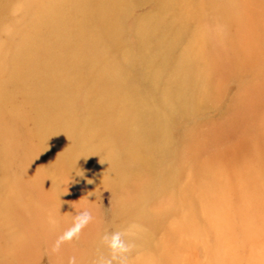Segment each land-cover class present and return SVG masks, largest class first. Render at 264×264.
I'll list each match as a JSON object with an SVG mask.
<instances>
[{
    "label": "rangeland",
    "instance_id": "1",
    "mask_svg": "<svg viewBox=\"0 0 264 264\" xmlns=\"http://www.w3.org/2000/svg\"><path fill=\"white\" fill-rule=\"evenodd\" d=\"M104 1L0 0V264H264V0Z\"/></svg>",
    "mask_w": 264,
    "mask_h": 264
},
{
    "label": "bare ground",
    "instance_id": "2",
    "mask_svg": "<svg viewBox=\"0 0 264 264\" xmlns=\"http://www.w3.org/2000/svg\"><path fill=\"white\" fill-rule=\"evenodd\" d=\"M101 0H98V4H99V10L102 12V16H103V14L105 15V10H104V8L103 7H105L106 8V10H107V7L109 6L108 4H110V3H108V1H104V0H102L101 2H100ZM108 3L107 5L105 4V3ZM116 2V1H115ZM102 7V8H101ZM74 9L76 10V12L77 13H79V15L80 14H82V20L81 21H77L78 23H76V26H77V31L78 32H80V33H84L85 32V30L86 29H90L91 28V23L89 22L90 21V19L88 18L87 19V17H85V15H86V11L84 10V6L83 5H77L76 7H74ZM72 10H73V8H72ZM35 11H37V10H35ZM45 11V10H44ZM74 11V10H73ZM116 11H117V14L115 15L117 18H119V19H117V24H116V26H119V25H122L123 24V22L122 21H120V15H119V13H121L120 11H119V9L116 7ZM75 11H74V13H75V15H77V13H76ZM54 13V12H53ZM84 13H85V15H84ZM36 14H38L37 16H39L40 18H42L43 17V15L42 14H45L44 12H42L41 11V13H40V11H38V12H36ZM74 15V14H73ZM74 15V17L77 19V17ZM78 16V15H77ZM99 19H102L103 21H102V23H101V26L103 27V28H105L107 25H108V22H110L111 23V21H109V20H107V19H105V16H104V18H99ZM120 21V22H119ZM141 22V21H140ZM140 22H138L136 25H134V27H133V30H134V32H135V34H137V35H139V34H141V32L143 31V28H141L142 26H144L143 25V23L142 24H140ZM96 25V24H95ZM106 25V26H105ZM96 28H99L98 27V25L96 26ZM79 36V37H78ZM83 36V35H82ZM78 38V40L81 38V35L80 34H77V35H74V37H73V40L75 41L76 39ZM102 39V38H101ZM116 40V39H115ZM83 41V40H82ZM111 41H113V40H111ZM50 51V50H49ZM45 51H43V53H44ZM47 54V53H46ZM22 55V54H21ZM35 55H32V57L31 58H33V59H35V57H34ZM15 58V57H14ZM23 58V57H22ZM122 59H123V61H131V62H133V61H141L142 60V62L144 63V64H148V62H146L145 60H144V58H142V59H140V58H136V57H134V55H131V57H126V56H124V57H121ZM109 63H110V61H109ZM109 63H107V65H109ZM146 64V65H147ZM11 72V71H10ZM15 71H13V73H12V76L13 77H11L12 78V81L13 80H16V77H17V75L15 74V73H18V72H15ZM20 72V71H19ZM34 72V71H33ZM33 72L32 71H25V73H29L30 75H32L33 74ZM123 72H124V74L126 75L127 74V72L123 69ZM21 73V72H20ZM105 79L107 80V78L105 77ZM128 80V79H127ZM16 82H17V80H16ZM127 84V81H124V82H121V84L120 83H118V85H116V89H122L123 88V86H127L126 85ZM123 85V86H122ZM0 91H1V88H0ZM162 92L164 93V95H165V97H166V99L167 100H170L169 98V96L170 95H172V92H170V90L167 88V87H165L163 90H162ZM2 95L0 94V97H1ZM50 98H51V95H50V93H49V95L48 96H46V97H43V100L45 101V102H47V104L50 106ZM132 102H134V101H132ZM135 103V105H136V102H134ZM167 103L169 104V102L167 101ZM175 105V104H174ZM144 105H143V103H142V105L140 106V109H142V107H143ZM138 109V108H137ZM139 109V110H140ZM141 117H144L143 115H141V114H138V113H136L135 114V118L133 119V120H128L129 122H131V121H133L134 123H138V121H140L141 120ZM15 137H14V135H12V128L8 125V123L5 121V120H2L1 118H0V139H4V140H6V141H15V139H14ZM8 145H6V146H4V149H3V153H2V156L5 158V157H7V156H9L10 155V153H13L14 152V150H15V147L12 145L11 146V144H9V143H7ZM226 202V201H225ZM190 206H192V204H190ZM178 213V212H177ZM188 225L189 226V223H185V225ZM186 225V226H187ZM197 225V223L195 222V226ZM50 229V228H49ZM60 232V231H59ZM232 254V253H231ZM221 256H220V254H218V255H216V259L215 260H217L218 261V258H220ZM221 260V258L219 259V261Z\"/></svg>",
    "mask_w": 264,
    "mask_h": 264
},
{
    "label": "clouds",
    "instance_id": "3",
    "mask_svg": "<svg viewBox=\"0 0 264 264\" xmlns=\"http://www.w3.org/2000/svg\"><path fill=\"white\" fill-rule=\"evenodd\" d=\"M93 220V213L88 209H84L77 213L74 217L73 228L68 229L65 233L60 235L55 244L54 250L58 251L62 244L70 240L72 237L77 235L79 231L87 226ZM136 226L125 231H113L105 233L101 238V243L106 247L110 252V257H100L97 261V264H127L128 254L131 252L134 244L128 238L130 235H133V229ZM68 264H77L76 258L71 257Z\"/></svg>",
    "mask_w": 264,
    "mask_h": 264
}]
</instances>
